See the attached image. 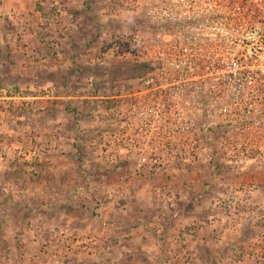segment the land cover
<instances>
[{
  "label": "rangeland",
  "instance_id": "obj_1",
  "mask_svg": "<svg viewBox=\"0 0 264 264\" xmlns=\"http://www.w3.org/2000/svg\"><path fill=\"white\" fill-rule=\"evenodd\" d=\"M112 2L0 0V264H264L262 155L127 142L146 29Z\"/></svg>",
  "mask_w": 264,
  "mask_h": 264
},
{
  "label": "built area",
  "instance_id": "obj_2",
  "mask_svg": "<svg viewBox=\"0 0 264 264\" xmlns=\"http://www.w3.org/2000/svg\"><path fill=\"white\" fill-rule=\"evenodd\" d=\"M111 1L146 29L130 54L148 70L122 125L142 160L165 165L218 132L223 151L264 158V0Z\"/></svg>",
  "mask_w": 264,
  "mask_h": 264
},
{
  "label": "trees",
  "instance_id": "obj_3",
  "mask_svg": "<svg viewBox=\"0 0 264 264\" xmlns=\"http://www.w3.org/2000/svg\"><path fill=\"white\" fill-rule=\"evenodd\" d=\"M145 65H146V64H145ZM146 66H147V65H146ZM146 69H147V68H146ZM141 73H142V72H141ZM141 73H140V74H141ZM134 77H135V76H134Z\"/></svg>",
  "mask_w": 264,
  "mask_h": 264
}]
</instances>
